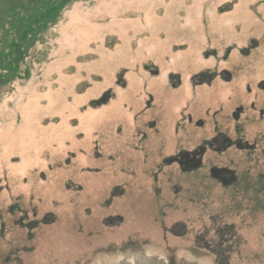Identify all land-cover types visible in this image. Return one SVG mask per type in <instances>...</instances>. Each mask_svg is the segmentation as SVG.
Segmentation results:
<instances>
[{
  "label": "rangeland",
  "instance_id": "obj_1",
  "mask_svg": "<svg viewBox=\"0 0 264 264\" xmlns=\"http://www.w3.org/2000/svg\"><path fill=\"white\" fill-rule=\"evenodd\" d=\"M29 54L28 77L0 88V264H72L89 257L79 254L101 221L103 190L139 182L145 159L124 148L135 127L182 120L188 104L195 113L197 96L184 89L196 73L264 71V0H77ZM170 75L183 88L169 89ZM128 191L134 205L149 203L136 185ZM255 228L253 254L239 264H264ZM73 247L79 256L69 257ZM111 257L106 264L167 263Z\"/></svg>",
  "mask_w": 264,
  "mask_h": 264
},
{
  "label": "flooded vegetation",
  "instance_id": "obj_2",
  "mask_svg": "<svg viewBox=\"0 0 264 264\" xmlns=\"http://www.w3.org/2000/svg\"><path fill=\"white\" fill-rule=\"evenodd\" d=\"M239 76L196 73L184 89L197 96L195 113L188 104L182 120L162 126L150 119L135 127L124 148L145 159L139 182L103 190L101 221L90 225L79 254L89 257L72 264H106L122 254L164 256L166 264L180 255L212 256L211 264L236 256L239 264L240 256L253 254L256 226L264 247V71L254 67ZM169 81V89L183 88L180 76ZM133 185L149 196L148 204L134 205ZM129 208L138 213L129 215ZM130 222L139 228L123 230ZM74 251L69 257L79 256Z\"/></svg>",
  "mask_w": 264,
  "mask_h": 264
},
{
  "label": "trees",
  "instance_id": "obj_3",
  "mask_svg": "<svg viewBox=\"0 0 264 264\" xmlns=\"http://www.w3.org/2000/svg\"><path fill=\"white\" fill-rule=\"evenodd\" d=\"M77 0H0V88L28 77L30 50Z\"/></svg>",
  "mask_w": 264,
  "mask_h": 264
}]
</instances>
